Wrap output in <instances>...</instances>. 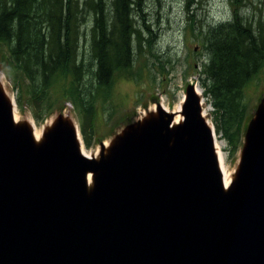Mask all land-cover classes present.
Segmentation results:
<instances>
[{
    "label": "water",
    "instance_id": "1",
    "mask_svg": "<svg viewBox=\"0 0 264 264\" xmlns=\"http://www.w3.org/2000/svg\"><path fill=\"white\" fill-rule=\"evenodd\" d=\"M181 104L86 157L65 118L36 143L0 89V264H264V95L227 187L194 85Z\"/></svg>",
    "mask_w": 264,
    "mask_h": 264
},
{
    "label": "trees",
    "instance_id": "2",
    "mask_svg": "<svg viewBox=\"0 0 264 264\" xmlns=\"http://www.w3.org/2000/svg\"><path fill=\"white\" fill-rule=\"evenodd\" d=\"M149 1L151 9L142 13V0H112L109 16L103 0H0V45L8 48L10 64L29 81L23 98L49 109L51 88L69 82L63 95L70 96L78 106L74 97L77 90L83 111L95 112V100L89 102V93L78 89L81 67L77 64L76 51L79 50L87 54V62L91 63L90 73L86 74L92 75L95 83L90 92L97 101H105V110L112 116L117 110V83L137 79L132 77L131 60L136 56V47L140 48L141 41H146L142 32L151 30L136 26L132 6L142 22L147 15H154L155 2ZM188 2L181 1L188 13L184 28L194 33L198 14L193 8L206 4V0H192L190 6ZM249 3L252 9L264 6V0H249ZM225 5L227 15L234 14L231 21L237 19L235 14L241 8L232 0H226ZM87 11H93L95 17L83 24ZM159 41L148 48L155 58L160 57ZM209 41L203 66L208 81L201 88L211 107L209 115L217 135L226 143V150L234 154L248 122L247 91L251 85L258 86L264 80V26L234 22L212 33ZM163 43L162 48H167L168 54L176 51L175 41L168 32ZM163 61L169 62L165 58Z\"/></svg>",
    "mask_w": 264,
    "mask_h": 264
},
{
    "label": "rangeland",
    "instance_id": "3",
    "mask_svg": "<svg viewBox=\"0 0 264 264\" xmlns=\"http://www.w3.org/2000/svg\"><path fill=\"white\" fill-rule=\"evenodd\" d=\"M103 1L106 5V13L111 16L112 0ZM142 1L140 8H142L141 12L143 13L145 9H151V1ZM181 1L159 0V2H156L154 0V15H147L142 22L139 21L137 11L132 6L131 14L136 26L142 27L144 30H151L150 33L147 31L142 32L141 36L146 41H141L140 48L138 46L136 47V56L134 55L131 60L132 68L130 70L133 69L134 72L132 77L137 79L120 80L117 83L115 91V105L117 110L112 116L109 111L105 110V101H97L95 96L90 92L95 83L94 77L86 74L90 73L89 64L91 63L87 62L89 60L87 54L79 50L76 51L77 64L81 67L79 81L77 82L78 89L82 88L84 93H89V102L93 99L95 100L93 108L95 112L90 110L87 112L83 111L78 95L76 94L77 90L74 91V97L79 104L78 106L72 102L70 96L63 95V92L69 87V82L51 88L50 98L52 104L49 109L38 107L33 102L25 100L23 98V92L29 81L20 71L14 69L10 64L11 58L8 53V48L3 45H0L1 82L5 84L9 94H13L17 110L21 112L23 119L28 118V116L32 117L37 130L42 125L47 124L53 116L58 117L57 119L65 118L77 128L85 146V151L96 150L100 141L109 138L111 135L115 136L120 133L118 131L119 128L132 123L140 111L148 107L153 109L154 103L157 100L162 98L164 105H169L173 109L182 98L186 83H198L200 87L198 88L202 91L201 85L204 87L208 81L204 74L203 66L204 61H207L206 44H209V37L212 33H217L222 28H228L229 25L238 21L241 23L245 22L246 24L250 23L253 27L260 23L264 26V6L257 10L252 9L249 0H232L235 6L241 9L239 14H235L238 18L231 21L234 14L225 19L228 17V10L225 5L226 0H210V2L207 1L206 4L201 5L199 8H196V6L193 8L198 14L194 33L187 30V27L179 31L177 29L179 22L177 20L175 21L174 30L180 35L177 51L168 54L169 51H167V48L163 49L159 47L160 57L155 58L148 48L150 44L155 45L157 40H162L159 42L163 44L168 32V28H163L158 21H164L169 25L170 16L175 18V14H179L183 16L185 24L187 25L188 13L184 11ZM191 3L192 0H189L188 6ZM243 4H246V6L241 7ZM94 17L95 13L93 11H87L84 15V20H82L83 24L89 23ZM221 18L225 20L220 21ZM164 58L165 60H169V62H164ZM3 76L4 79H2ZM168 92H176V96L173 99L169 98L167 97ZM260 94L261 97L264 94V80L258 86L251 85L247 91V119H249L251 112L257 107ZM79 95L82 94L79 93ZM203 109H206V117L209 119L211 109L205 98L203 100ZM217 139L219 150L224 158L223 163L227 169L232 171L238 161V151L230 154L226 150V143L220 138Z\"/></svg>",
    "mask_w": 264,
    "mask_h": 264
},
{
    "label": "bare ground",
    "instance_id": "4",
    "mask_svg": "<svg viewBox=\"0 0 264 264\" xmlns=\"http://www.w3.org/2000/svg\"><path fill=\"white\" fill-rule=\"evenodd\" d=\"M2 79H4V77H2ZM0 89L6 99V101L9 103V105L11 106V109H12V114H13V120L15 122L16 125H24L26 127H28L29 131L31 132L32 136H33V139L36 143L40 142L42 139H43V136H44V133L51 127V124L53 123L54 119L56 118L55 116L52 117V119L47 123V124H44L41 126V128H39L37 130L35 124H34V121L32 119V117L28 116V118L23 119V116L21 115V112L17 110V107H16V102H15V99H14V96L13 94H9V92L7 91V87L5 86V84L3 82H1V76H0ZM195 89L196 91L201 94V91L200 89L198 88V86L195 85ZM162 97V96H161ZM181 100V99H180ZM161 105L165 108H169V106H165L164 103H163V100L161 99L160 101ZM167 105V104H166ZM178 106V105H177ZM175 107L173 110H176L178 107ZM75 127V126H74ZM75 131H76V134H77V140L79 142V146H80V150H81V153L83 155H85L86 157H91L93 155V151H88L86 152L85 151V146L81 140V137L79 135V132L77 130V128L75 127ZM214 137V144H215V152L217 154V162H218V167H219V170L222 174V180H223V183L225 185V187H227L231 180H232V173L234 172V169L232 171H230L229 169H227V167L225 166V164L223 163V155L221 154L220 150H219V147H218V139ZM106 140V141H105ZM103 141H101L98 145V148L96 150H102L103 148L109 146V144L112 142V139H105ZM146 144V143H145ZM98 152L94 153V155H97ZM92 180V177L90 175L89 172L86 173V176H85V181L86 182H91ZM146 197H142L140 199V202L141 204L143 205H151L153 202H143V199H145ZM155 209V208H154ZM158 210V209H157ZM22 242V241H21ZM20 242V243H21ZM21 250H23V248H21ZM29 260H32L31 256L29 254H24ZM51 255V254H50ZM52 257V256H51ZM56 259L57 257L55 258V260L51 261L52 264H57L56 263ZM36 261V260H35ZM34 261V262H35ZM48 261V260H47ZM34 262H31V263H34ZM29 263V264H31ZM59 263V262H58ZM70 264V263H69Z\"/></svg>",
    "mask_w": 264,
    "mask_h": 264
}]
</instances>
